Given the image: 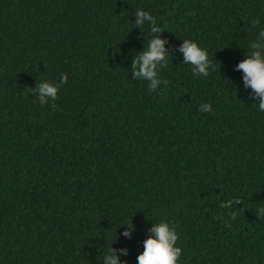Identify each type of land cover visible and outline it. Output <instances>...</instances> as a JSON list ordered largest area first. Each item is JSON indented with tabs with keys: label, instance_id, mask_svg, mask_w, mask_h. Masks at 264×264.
Returning <instances> with one entry per match:
<instances>
[{
	"label": "trees",
	"instance_id": "trees-1",
	"mask_svg": "<svg viewBox=\"0 0 264 264\" xmlns=\"http://www.w3.org/2000/svg\"><path fill=\"white\" fill-rule=\"evenodd\" d=\"M136 10L172 54L154 91L134 79L152 39ZM261 28L264 0H0V264H104L111 247L138 264L161 222L181 264H264V112L237 70ZM183 40L216 71L194 76ZM61 73L40 105L31 89Z\"/></svg>",
	"mask_w": 264,
	"mask_h": 264
},
{
	"label": "clouds",
	"instance_id": "clouds-1",
	"mask_svg": "<svg viewBox=\"0 0 264 264\" xmlns=\"http://www.w3.org/2000/svg\"><path fill=\"white\" fill-rule=\"evenodd\" d=\"M136 28L144 30L147 24L152 34V39L147 43L146 48L136 54L132 62L134 70V79H142L149 82V91L156 90L161 83L167 84L168 81L161 80L158 73L161 69L167 68L169 64V55L165 47L167 41L160 38L158 33L163 32L157 26V20L151 12L145 10H136L135 12ZM261 24L259 17L251 20L252 27H258ZM184 43L179 51L183 53L184 63L192 66V74L194 76L207 78L212 72L216 71V65L209 57L206 49L201 48L198 43L192 40H183ZM247 58L241 61L237 70L242 71L245 88H250L255 98L259 100L258 110L264 112V28L258 32L256 39L252 40L248 45ZM68 76L61 73L58 83L40 82L37 88L31 89L33 93L38 95L39 103L47 106L49 101L55 102L59 98V92L63 85L67 84ZM56 104L52 103L51 107L56 108ZM201 113H211L213 111L210 103L202 104L199 108ZM240 199H230L220 203V207L224 209H232L234 205H240ZM260 218H264V207L256 210ZM229 215L232 220H236L238 212L231 211ZM220 219V217H218ZM128 230L123 236L130 237L135 226L131 220L128 224ZM152 235L144 241V251L138 256V264H181L183 255L182 248L177 246L180 239L179 233L175 227L170 226L168 222L155 223L150 229ZM121 252L127 254V249H121ZM117 250L113 247L108 249L103 256L104 264H121ZM126 264V262H125Z\"/></svg>",
	"mask_w": 264,
	"mask_h": 264
}]
</instances>
